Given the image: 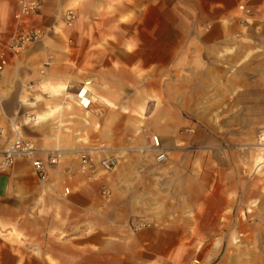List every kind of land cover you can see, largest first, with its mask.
Instances as JSON below:
<instances>
[{
	"label": "crops",
	"instance_id": "1",
	"mask_svg": "<svg viewBox=\"0 0 264 264\" xmlns=\"http://www.w3.org/2000/svg\"><path fill=\"white\" fill-rule=\"evenodd\" d=\"M41 1L42 11L26 21L43 30L45 37L11 57L1 77L7 99L0 120V151L14 137V120L21 136L39 149L61 151L62 158L46 167L47 180L42 182L28 160L18 159L0 171V264H189L194 258L203 264H264V209L256 212L254 226L242 219L233 226L237 196L238 202L248 200L242 193L247 180L237 162L184 159L172 170L164 164L167 160L157 163L155 154L148 153L127 161V176L121 175L120 166L107 176L97 167L88 179L78 174L75 154L99 143L113 147L108 130L97 129L93 139L85 131L87 116L99 115L96 103L142 119L145 105L159 102L150 90L136 92L141 74L152 72V56L167 54L166 38L155 30L157 25L173 17L182 31L191 32H181L182 39L214 40L209 44L214 56L224 67H237L251 54L264 59V0ZM16 9L15 0H0V35L5 41L14 33ZM66 9L77 10L72 28L59 22ZM106 22L111 26L103 25ZM124 25L131 27L126 34L119 31ZM155 49L159 53L153 55ZM231 54L239 56L234 64L228 63ZM49 56L52 62L41 75ZM86 81L92 83L93 102L82 110L63 96ZM26 83L49 90L51 99L36 97L35 91L27 94ZM174 101L178 108L183 106ZM28 115L36 121H27ZM159 116H165L164 128L149 133L158 136L164 148L183 143L169 122V110ZM208 138L216 141L213 135ZM192 140L202 142V134L197 132ZM259 151L264 155V148ZM262 155L253 161L254 172L264 166ZM205 168L214 169L206 174ZM170 170L173 176L166 174ZM238 175V181H232ZM207 176L216 185L204 194L200 184ZM232 183L238 184L239 194L232 191ZM103 186L110 191L108 197L99 191ZM254 196L250 199L264 204V193ZM140 223L146 226L134 231ZM248 229L251 235L242 237ZM234 230L241 235L239 241ZM3 237H10L13 245Z\"/></svg>",
	"mask_w": 264,
	"mask_h": 264
},
{
	"label": "rangeland",
	"instance_id": "2",
	"mask_svg": "<svg viewBox=\"0 0 264 264\" xmlns=\"http://www.w3.org/2000/svg\"><path fill=\"white\" fill-rule=\"evenodd\" d=\"M76 11L74 10L75 13ZM61 15L59 22H61ZM168 19V23L157 25L155 28L166 38L167 54L161 57L152 56V72L141 74L136 88L137 93L139 90L140 93L150 90L157 96L159 102H148L142 119L137 114L123 113L120 109L108 110L96 103L95 109L99 115L87 116L85 131L88 137L93 139L98 137L97 129L98 131L102 130L101 128L104 131L108 130L110 140L113 141V147H109L110 154L117 157V166H120L123 171L121 175L127 176L126 168L123 167L128 164V160L134 161L146 157L148 153L154 154L150 148V137L154 135L149 132L156 128H164L165 116L160 117L159 113L163 115L169 110V122L176 130V135L184 142L174 144L172 147L165 146L167 161L164 164L172 168V165L184 159L197 160L201 164L213 162L216 159L224 161L229 158L233 164L237 162V165L241 167L242 177L247 180L246 188L242 189V193L248 195V200L239 201L241 202L239 203V195L237 196V208L232 210L233 218H235L233 226L241 219L254 226L257 220L256 212L264 209L261 200L250 199L251 196L255 197V192L264 193V166L258 172H254L253 167L257 154L262 155L259 148L264 147V141H260V135L264 134V59L251 54L252 56L249 55L237 67L231 65L224 67L226 65L224 61L216 58L214 52H211L209 44H212L214 40L182 39L181 32L185 35L191 32L182 31L181 25L176 24L173 17L169 16ZM103 25L111 26L108 22ZM129 30L131 27L124 25L119 31L126 34ZM154 52L153 55L159 53L156 49ZM232 56L228 63L234 64L239 60V56ZM160 65H162L161 71H159ZM34 91L36 97L40 95L44 100L51 99L52 94L49 90L36 86ZM174 99L178 103L182 102L183 106L180 104L181 108H178ZM138 106L137 103L133 104L134 109ZM194 114L204 120L196 119ZM95 124H99L100 127L95 128ZM74 126L66 127L74 128ZM197 132L202 134L200 143L192 140ZM209 134L213 135L216 141L213 139L209 141ZM184 135L189 137L188 141ZM115 169L105 172L104 175L116 173L118 167ZM213 169L205 168L203 171L207 174ZM172 170L166 174L173 176ZM185 170L190 169L185 168ZM233 171L237 170L233 169ZM209 175L214 176L212 173ZM238 177L239 175L232 181H238ZM215 185L208 176L200 184L204 194L208 191V187ZM230 186L232 191L237 190L239 194V189H236L238 184L235 186L232 183ZM99 191L105 197L110 195V191L104 186ZM202 194L201 197L205 196ZM249 229L248 235L244 234L242 237L248 238L251 235ZM233 232L234 238L237 235L236 239L239 241L241 235L238 231ZM6 238L3 237L4 241L13 245V240L10 237ZM197 260L202 263L200 259Z\"/></svg>",
	"mask_w": 264,
	"mask_h": 264
},
{
	"label": "built area",
	"instance_id": "3",
	"mask_svg": "<svg viewBox=\"0 0 264 264\" xmlns=\"http://www.w3.org/2000/svg\"><path fill=\"white\" fill-rule=\"evenodd\" d=\"M16 12L14 14L15 30L10 39L5 41L0 35V115L3 113V105L7 99L5 88L1 85V77L9 66L11 57H18L31 44L41 41L45 37V32L40 28L28 25L27 19L38 15L43 8L41 0H16ZM77 21V14L72 9L65 10L61 15V22L64 26L72 28ZM52 62V56L42 63L39 73L45 74V68ZM91 81L83 83L76 91L66 92L63 98L66 102H73L78 108L88 110L93 102L90 93ZM36 88L35 84L26 83L24 85L25 92L33 95ZM32 103L36 102V98L32 97ZM1 119V118H0ZM36 117L27 116V121L35 122ZM14 137L8 145L0 152V171L11 168L18 159L28 160L40 181L47 178L46 167L54 166L59 163L62 158V152L59 150L39 149L34 141L26 139L18 132L19 125L16 121H11ZM2 128L0 127V137ZM150 148L155 154V161L161 163L166 160V150L161 144L158 136L150 137ZM79 165L78 172L88 179L94 175L96 168H100L104 172L112 171L118 164V159L110 154V149L103 143H99L90 148L77 149L75 151ZM44 156V159L41 158ZM95 168H92V167ZM65 194H69V189H64ZM145 223L133 226L134 231H138L145 227ZM189 264H202L199 260L193 259Z\"/></svg>",
	"mask_w": 264,
	"mask_h": 264
},
{
	"label": "bare ground",
	"instance_id": "4",
	"mask_svg": "<svg viewBox=\"0 0 264 264\" xmlns=\"http://www.w3.org/2000/svg\"><path fill=\"white\" fill-rule=\"evenodd\" d=\"M66 94V93H65ZM106 100V99H105ZM71 102V101H70ZM0 118H1V115H0ZM1 120V119H0ZM260 141H264V134H261L260 135ZM262 148H264V147H262ZM81 174V173H80Z\"/></svg>",
	"mask_w": 264,
	"mask_h": 264
}]
</instances>
